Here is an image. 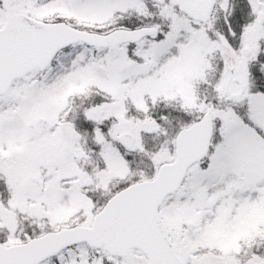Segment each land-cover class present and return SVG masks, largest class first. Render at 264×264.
Returning a JSON list of instances; mask_svg holds the SVG:
<instances>
[{
    "label": "snow or ice",
    "instance_id": "1",
    "mask_svg": "<svg viewBox=\"0 0 264 264\" xmlns=\"http://www.w3.org/2000/svg\"><path fill=\"white\" fill-rule=\"evenodd\" d=\"M0 264H264V0H0Z\"/></svg>",
    "mask_w": 264,
    "mask_h": 264
}]
</instances>
